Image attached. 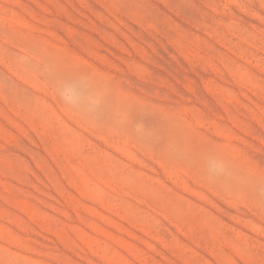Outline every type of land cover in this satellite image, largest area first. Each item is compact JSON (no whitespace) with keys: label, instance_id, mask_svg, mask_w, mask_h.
Segmentation results:
<instances>
[{"label":"rangeland","instance_id":"obj_1","mask_svg":"<svg viewBox=\"0 0 264 264\" xmlns=\"http://www.w3.org/2000/svg\"><path fill=\"white\" fill-rule=\"evenodd\" d=\"M0 264H264V0H0Z\"/></svg>","mask_w":264,"mask_h":264},{"label":"clouds","instance_id":"obj_2","mask_svg":"<svg viewBox=\"0 0 264 264\" xmlns=\"http://www.w3.org/2000/svg\"><path fill=\"white\" fill-rule=\"evenodd\" d=\"M65 96H66L69 100L72 99L71 93H65Z\"/></svg>","mask_w":264,"mask_h":264}]
</instances>
